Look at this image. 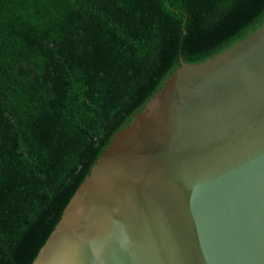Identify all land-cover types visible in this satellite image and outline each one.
Segmentation results:
<instances>
[{
	"label": "trees",
	"instance_id": "16d2710c",
	"mask_svg": "<svg viewBox=\"0 0 264 264\" xmlns=\"http://www.w3.org/2000/svg\"><path fill=\"white\" fill-rule=\"evenodd\" d=\"M264 0H0V264H30L77 186L178 67Z\"/></svg>",
	"mask_w": 264,
	"mask_h": 264
},
{
	"label": "water",
	"instance_id": "95a60500",
	"mask_svg": "<svg viewBox=\"0 0 264 264\" xmlns=\"http://www.w3.org/2000/svg\"><path fill=\"white\" fill-rule=\"evenodd\" d=\"M30 264H264V23L178 58Z\"/></svg>",
	"mask_w": 264,
	"mask_h": 264
}]
</instances>
